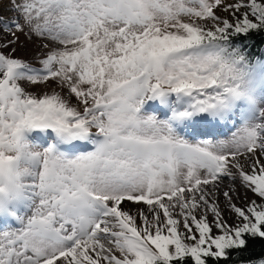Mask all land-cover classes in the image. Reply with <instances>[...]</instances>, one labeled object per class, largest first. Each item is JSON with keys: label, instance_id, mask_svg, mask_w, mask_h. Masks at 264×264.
<instances>
[{"label": "snow or ice", "instance_id": "snow-or-ice-1", "mask_svg": "<svg viewBox=\"0 0 264 264\" xmlns=\"http://www.w3.org/2000/svg\"><path fill=\"white\" fill-rule=\"evenodd\" d=\"M0 7V264H264V0Z\"/></svg>", "mask_w": 264, "mask_h": 264}, {"label": "rangeland", "instance_id": "rangeland-1", "mask_svg": "<svg viewBox=\"0 0 264 264\" xmlns=\"http://www.w3.org/2000/svg\"><path fill=\"white\" fill-rule=\"evenodd\" d=\"M0 3H2V0H0ZM220 15H226L225 13H219ZM12 15V13L4 10L3 7H0V16L4 17L5 19L9 18ZM25 38L21 36V40H24ZM19 54L29 60L33 59L38 54V49L36 48V45L33 43H28L26 48H20ZM45 89L43 86H37V87H30L29 91H33L35 93H41ZM236 187V186H232ZM249 196H251V193H248ZM245 196V191L243 189H239V199H234V202L238 205L243 202ZM221 200H223V197L221 196Z\"/></svg>", "mask_w": 264, "mask_h": 264}, {"label": "trees", "instance_id": "trees-1", "mask_svg": "<svg viewBox=\"0 0 264 264\" xmlns=\"http://www.w3.org/2000/svg\"><path fill=\"white\" fill-rule=\"evenodd\" d=\"M257 43H258V40H257ZM260 250V248H259V246H257L256 247V251H259Z\"/></svg>", "mask_w": 264, "mask_h": 264}]
</instances>
